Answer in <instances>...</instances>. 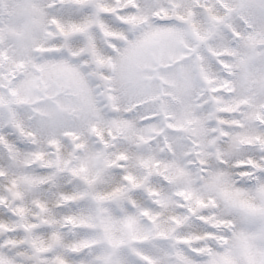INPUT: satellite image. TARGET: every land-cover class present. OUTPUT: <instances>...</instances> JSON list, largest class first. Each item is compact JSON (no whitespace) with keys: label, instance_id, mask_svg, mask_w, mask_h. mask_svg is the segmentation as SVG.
Instances as JSON below:
<instances>
[{"label":"snow or ice","instance_id":"1","mask_svg":"<svg viewBox=\"0 0 264 264\" xmlns=\"http://www.w3.org/2000/svg\"><path fill=\"white\" fill-rule=\"evenodd\" d=\"M0 264H264V0H0Z\"/></svg>","mask_w":264,"mask_h":264}]
</instances>
